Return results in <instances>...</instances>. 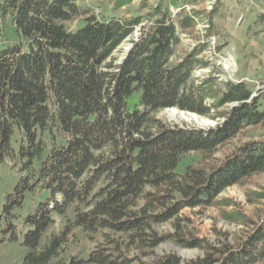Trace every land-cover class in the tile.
Listing matches in <instances>:
<instances>
[{
  "label": "trees",
  "instance_id": "trees-1",
  "mask_svg": "<svg viewBox=\"0 0 264 264\" xmlns=\"http://www.w3.org/2000/svg\"><path fill=\"white\" fill-rule=\"evenodd\" d=\"M162 7L161 3L155 7L149 28L113 64L106 61L142 22L140 15L120 19L90 15L82 26L70 30L64 22L81 13L75 0H0L1 15L11 16L19 37L18 43L0 45V163L16 155L27 171L14 192L8 193L6 212L22 207L27 193L43 187L37 206L24 217L29 226L23 241L28 248L26 264L52 261L71 226L45 246L40 243L54 222L53 213L63 214L70 206L75 207L74 225L134 230L141 235L151 221L170 219L185 206L210 205L228 186L264 171L262 140L245 143L239 153L217 166L189 165L178 173L184 153L212 152L242 128L264 126V98L252 97L241 80L230 82L207 103L205 85L188 84L192 71L202 64L196 57L199 49L170 63L179 43L177 25L185 27L187 22L172 20L169 7ZM132 96L137 97L134 105H130ZM228 102L234 105L217 113L222 122L208 128L166 125L154 114L177 107L211 116L212 109ZM16 131L22 132L17 150L11 143ZM169 183H175L181 194L178 201L161 212L133 209L147 185ZM262 222L235 248L214 247L179 228L171 234L153 233L151 246L172 237L184 247H201L207 253L201 260L185 262L171 252L153 264H264ZM15 229L10 219L5 231L16 237ZM84 260L130 261L98 251L69 264Z\"/></svg>",
  "mask_w": 264,
  "mask_h": 264
},
{
  "label": "rangeland",
  "instance_id": "rangeland-1",
  "mask_svg": "<svg viewBox=\"0 0 264 264\" xmlns=\"http://www.w3.org/2000/svg\"><path fill=\"white\" fill-rule=\"evenodd\" d=\"M75 1L81 13L74 19L64 22L70 30L82 26L85 18L90 15H95L98 19H120L140 15L142 22L120 43L106 63L117 64L121 61L135 39H140L143 31L149 28L156 17L155 7L161 3L163 7H169L172 20L180 18L187 22L185 27H182L180 22L177 25L179 43L174 47L170 63L180 62L192 51L199 49L196 57L202 64L192 71L188 84L195 86L203 83L207 103H210L217 94L224 92L230 82L241 80L245 81L253 92L252 97L263 95L264 98V0H176L175 3L173 0L127 2L123 0L120 3L119 0ZM18 41L19 37L15 33L11 16L0 13V45ZM136 102L137 97L132 96L130 105ZM262 103L264 107V100ZM232 105L234 103L228 102L222 107L212 109L211 116H203L177 107L176 110L167 107L154 114L166 125L208 128L222 122L223 118L217 116V113L225 112ZM21 134L22 132L16 131L11 138L16 150ZM262 140L264 126L248 125L236 136L218 145L212 152L184 153L177 171L183 173L189 165L217 166L229 155L239 153L245 143ZM50 142L48 140V143ZM23 167L24 160L12 154L0 163V264H26L24 257L28 248L23 245V241L29 226L25 223L24 217L37 206L36 199L41 195L43 187L38 185L41 190L37 189L35 194L27 193L23 206H14L8 214L5 210L7 195L14 192L15 185L26 174L27 171ZM263 195L264 171L242 180L241 183L228 186L218 193L210 205L185 206L170 219L161 222L151 221L150 228L141 235L136 234L134 230L120 231L111 227L88 230L83 225H74L75 207L70 206L63 214L53 213L54 222L45 232L40 244L41 247L45 246L54 235L71 226L65 241L48 264H69L75 258L88 259L98 251L119 254L122 258L130 260L128 264H153L163 254L171 252L178 254L185 262L201 260L207 254L201 247H184L172 237L151 246L149 238L153 233L158 235L176 233L179 228L182 233L187 234L186 236L194 235L214 247L235 248L239 241L247 238L252 228L263 223ZM181 197L175 190V183L147 185L133 209L144 208L149 213L161 212ZM247 218L249 221L244 220ZM10 219L16 224V237L5 231ZM82 264L97 263L84 260Z\"/></svg>",
  "mask_w": 264,
  "mask_h": 264
},
{
  "label": "bare ground",
  "instance_id": "bare-ground-1",
  "mask_svg": "<svg viewBox=\"0 0 264 264\" xmlns=\"http://www.w3.org/2000/svg\"><path fill=\"white\" fill-rule=\"evenodd\" d=\"M174 109V108H173ZM175 110H176V108H175ZM177 112V111H176Z\"/></svg>",
  "mask_w": 264,
  "mask_h": 264
}]
</instances>
